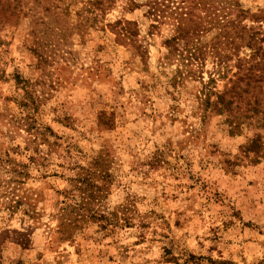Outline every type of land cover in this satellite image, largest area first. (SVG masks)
<instances>
[{
  "label": "rangeland",
  "instance_id": "1",
  "mask_svg": "<svg viewBox=\"0 0 264 264\" xmlns=\"http://www.w3.org/2000/svg\"><path fill=\"white\" fill-rule=\"evenodd\" d=\"M240 2L264 10V0ZM144 11L118 2L104 28L44 37L41 64L29 17L0 26V143L29 163L31 193L16 203L0 195V264H264V129L257 118L238 128L221 114L201 118V81L171 83L176 64L159 63L168 25L150 34ZM121 17L136 22L145 55L115 41L109 23ZM16 73L33 83L36 122L56 134L38 164L27 159L25 131L11 127L25 112ZM256 134L258 156L245 150ZM84 169L109 176L89 181L94 197L79 210L86 198L64 191Z\"/></svg>",
  "mask_w": 264,
  "mask_h": 264
},
{
  "label": "trees",
  "instance_id": "2",
  "mask_svg": "<svg viewBox=\"0 0 264 264\" xmlns=\"http://www.w3.org/2000/svg\"><path fill=\"white\" fill-rule=\"evenodd\" d=\"M118 2L130 11L145 7L144 14L151 20L150 34L161 25H168L169 34L162 40L165 52L159 63L176 64L170 78L172 84L187 78L201 81L199 95L203 96L198 95L203 106L201 118L211 113L221 114L231 128L257 118V123L264 129V117L257 115L264 111V10L251 12L240 0H143L142 3L136 0H0V26L15 25L21 18L29 17L33 25L29 34L37 37V40L33 39L34 46L30 47L38 55L37 64H41L46 59L39 51L41 39L73 32L83 36L89 28H104L105 15ZM74 5L77 8L72 13ZM109 25L116 42L130 46L140 56L145 55L135 21L121 17ZM209 34L212 35L207 38ZM207 60L211 62L209 69L206 68ZM203 72L207 74L206 80ZM13 78L25 90V95L17 100L25 112L11 123V127L25 131L24 149L31 151L27 159L38 164L44 153L41 145H53L50 137H56V134L51 126L37 123L32 115L37 100L30 89L33 83L18 73ZM219 80H224L222 89L216 87ZM108 127H111L110 123ZM261 137L256 134L250 138L245 150L258 156ZM12 153L10 147L0 143V195H9L6 196L8 200L16 203L25 197L20 194H31L24 186V179L29 176V163L17 160ZM99 160L100 157L94 163ZM103 173L109 176L102 169L98 173L84 169L69 178L70 188L64 191L65 194H76L72 191L77 190L87 200L84 205H79V210L88 209L89 201L94 197L89 181L95 176L104 177ZM93 186L97 191L100 189L98 185ZM68 206L72 207L65 205L58 211V227L69 223L65 211ZM31 215H34L33 210ZM92 215L106 223L112 217L118 219L117 213L94 212Z\"/></svg>",
  "mask_w": 264,
  "mask_h": 264
}]
</instances>
